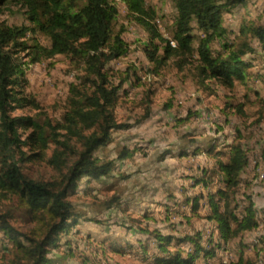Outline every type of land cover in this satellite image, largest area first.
<instances>
[{"label": "trees", "instance_id": "16d2710c", "mask_svg": "<svg viewBox=\"0 0 264 264\" xmlns=\"http://www.w3.org/2000/svg\"><path fill=\"white\" fill-rule=\"evenodd\" d=\"M7 1L0 0V12ZM19 1L26 9L29 23L13 25L0 21V191L17 195L38 225L20 231L11 223L8 213L0 212V250L14 247L12 264H57V258L50 255L52 249L58 245L60 235L83 217L69 197L79 189L84 177L98 180L112 175L117 158L102 159L96 152L112 142L114 130L133 125L117 119L114 105L132 73L137 75V64L128 66L126 76L118 82L113 80L108 67L130 49L126 26L121 24L117 28L120 4L128 7L129 24L137 23L149 33L142 48L150 61L160 67L171 56L180 57V64L193 60L198 82L208 89L215 84L234 90L238 82L247 91L253 89L249 69L256 61L264 60V22L248 19L240 33L225 23L227 13L250 0H171L170 27L178 42L173 47L157 23V7L146 0ZM38 33H43L48 42H43ZM57 54L81 64L84 71L82 86L70 88L62 117L40 121L31 115L14 116L12 111L16 107L34 102L23 96L25 69ZM150 111L148 102L141 121ZM26 129L31 130L24 136ZM186 136L179 156L205 151L215 156L216 165L215 177L208 179L204 170L196 180V185L203 186L200 192L187 195L174 211L167 212L171 223L183 231L166 234L144 227L141 230L147 234L145 239L139 238L137 244L129 240L120 242L114 245L115 250L124 252L130 248L150 264H261L255 262V255L247 258L242 250L249 234L259 225L250 185H243L249 166L256 165L248 148L238 142L229 144L230 150L224 152L217 149L221 136L209 134L203 140ZM50 143L55 146L48 161L59 177H30L24 172L25 162L30 159L24 146L42 150ZM170 152H163L160 159ZM134 153L125 146L118 159ZM261 155L263 167L264 149ZM120 202L115 195L107 206ZM188 206L190 210L186 209ZM194 217L205 221V229L195 228ZM248 243L255 249L253 241ZM230 246L240 251L236 259L226 256Z\"/></svg>", "mask_w": 264, "mask_h": 264}, {"label": "rangeland", "instance_id": "374dc122", "mask_svg": "<svg viewBox=\"0 0 264 264\" xmlns=\"http://www.w3.org/2000/svg\"><path fill=\"white\" fill-rule=\"evenodd\" d=\"M146 1L157 7V23L164 36L178 44L170 27L173 20L171 0ZM120 5L117 28H121V24L126 26L125 36L130 49L108 67L113 80L118 82L126 76L128 66L137 64V75L132 73L114 105L117 119L133 125L114 130L112 142L97 150L96 154L102 159L117 158V166L110 176L98 180L82 179L79 189L69 199L83 217L60 235L58 245L50 255L57 258V264H150L130 248L120 252L114 245L126 240L137 244L139 238L147 237L141 230L144 227L157 228L166 234L183 231L182 227L171 223L167 212L174 211L177 203L187 195L195 196L202 190V184L196 185V180L203 176L204 170L208 179L215 177L216 159L205 151L185 157L178 153L185 143L184 136L203 140L211 134L221 136L217 149L224 152L230 150L229 144L244 143L250 159L256 162L255 166H249L243 182L244 186L249 183L258 209L259 225L249 234L247 245L242 249L247 258H253L258 253L248 242L253 241L255 235L264 236V166L260 163L264 149L263 58L249 69V78H253L254 83L252 90L247 91L240 82L234 90L215 84L212 89L205 88L195 76L193 60L180 64V57L171 56L160 67L150 61L142 48L149 33L137 23L129 24L128 7ZM25 10L19 0H8L0 12V21L28 24ZM248 19L264 22V0H250L225 15V23L236 33H240ZM38 36L48 42L43 33ZM153 68L155 70L149 71ZM83 72L81 64L63 54L29 64L21 88L23 96L34 102L19 105L12 114L31 115L40 121L60 119L67 108L71 86H82ZM150 90L153 92L148 96ZM148 102L150 115L141 121ZM30 130L26 129L24 136ZM54 146L50 143L42 150L24 146L30 154L24 172L36 179L58 178V172L48 161ZM125 146L135 150L134 155L118 159ZM166 150L171 152L161 160V154ZM115 195L120 197V204L108 207L107 202ZM186 209L190 210V207ZM0 212L8 213L11 223L20 231H29L38 225L17 195L10 192L0 191ZM193 221L195 228L205 229L203 219L194 217ZM228 251L230 259H236L240 253L235 246H230ZM14 252V247L10 246L8 250H0V264H12Z\"/></svg>", "mask_w": 264, "mask_h": 264}, {"label": "bare ground", "instance_id": "6f19581e", "mask_svg": "<svg viewBox=\"0 0 264 264\" xmlns=\"http://www.w3.org/2000/svg\"><path fill=\"white\" fill-rule=\"evenodd\" d=\"M124 8V7H123ZM170 41L169 43L175 47L176 43L175 40L169 38ZM258 219V215L256 217ZM253 246L256 248L257 250V255L255 256V262L256 263H261L263 262V258H264V236L263 235H255L254 239H253Z\"/></svg>", "mask_w": 264, "mask_h": 264}, {"label": "built area", "instance_id": "2783aa9c", "mask_svg": "<svg viewBox=\"0 0 264 264\" xmlns=\"http://www.w3.org/2000/svg\"><path fill=\"white\" fill-rule=\"evenodd\" d=\"M228 254H226V256H227Z\"/></svg>", "mask_w": 264, "mask_h": 264}]
</instances>
